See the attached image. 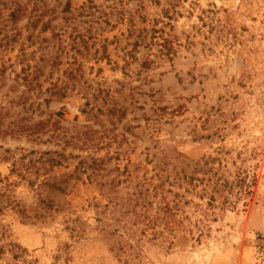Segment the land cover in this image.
Masks as SVG:
<instances>
[{
    "label": "rangeland",
    "instance_id": "obj_1",
    "mask_svg": "<svg viewBox=\"0 0 264 264\" xmlns=\"http://www.w3.org/2000/svg\"><path fill=\"white\" fill-rule=\"evenodd\" d=\"M16 1L6 88L28 64L63 89L35 100L71 155L44 177L85 167L29 187L12 162L63 142L0 140V264H264V0Z\"/></svg>",
    "mask_w": 264,
    "mask_h": 264
},
{
    "label": "trees",
    "instance_id": "obj_2",
    "mask_svg": "<svg viewBox=\"0 0 264 264\" xmlns=\"http://www.w3.org/2000/svg\"><path fill=\"white\" fill-rule=\"evenodd\" d=\"M28 2V0H27ZM66 8L64 11H70V5L66 3ZM8 11L7 21L11 23L12 26H15L16 23L24 17L25 5H21L16 0H0V17ZM31 10L30 15L27 17V23L30 26L35 27L38 19L31 20ZM46 23L45 25H47ZM46 26L41 29V31L46 30ZM18 34L9 38L4 35L2 39L5 40L2 46V39L0 40V48L5 47L15 41ZM31 35L29 34L27 39H30ZM20 63L24 65L22 57ZM66 71L64 72V74ZM6 67H0V140L5 138L10 139H26L32 141H39L42 137L46 136L47 140L45 143L52 140H61L64 147L61 149V152L55 151H45V152H35L33 150L27 151L24 154H21L20 157L13 161L11 164L10 174H16L17 177H20L22 180L26 181L27 176L30 174L34 175L32 181L27 180L29 187H33L34 184L38 181V175L42 171L43 181L42 185H47L49 188L58 192L59 194H65L66 189L63 185H66L70 178H73V175L76 172L84 173L83 167H85V160L79 159L76 166L73 169L72 174H62L58 178L53 177H44V174H47L54 169L64 167L68 157L65 156L63 150L67 145H69V138L67 134L62 132L60 123L62 121V113H56L55 117L57 120H52V115H47V118L43 119L42 117L46 115L45 111L41 110V103L35 102V100L41 95L45 94L48 97L42 100L44 108L47 109L49 104L52 102V97H64V90L58 88L56 85H51L44 92H42L43 84L39 82L40 75H42L40 67H31L28 64L21 68L20 73L15 75L13 78L14 85L6 88ZM72 75V73H70ZM20 81L21 84H18L17 81ZM20 89L17 92V89ZM4 89L6 91L4 92ZM88 106L86 103L85 106ZM107 113H112L116 111L115 106H108ZM91 111H94V106L91 107ZM89 111L87 114H91ZM100 108H95L96 115L100 112ZM96 120L97 117L94 116ZM88 132V130H87ZM86 132V134H87ZM81 135H85L84 133ZM72 139V138H71ZM38 153V155H37ZM97 160L91 159V163L88 168L95 167L97 165ZM28 174V175H27ZM76 179V178H74ZM232 185H229L231 187ZM3 197V196H1ZM39 204L47 210H53L54 205L50 200L40 199ZM19 214L24 216L25 212L22 210L20 205H18Z\"/></svg>",
    "mask_w": 264,
    "mask_h": 264
}]
</instances>
